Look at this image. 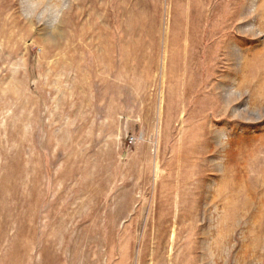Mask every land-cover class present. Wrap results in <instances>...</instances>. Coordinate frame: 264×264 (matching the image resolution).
I'll return each instance as SVG.
<instances>
[{"label":"rangeland","instance_id":"374dc122","mask_svg":"<svg viewBox=\"0 0 264 264\" xmlns=\"http://www.w3.org/2000/svg\"><path fill=\"white\" fill-rule=\"evenodd\" d=\"M0 264H264V0H0Z\"/></svg>","mask_w":264,"mask_h":264}]
</instances>
